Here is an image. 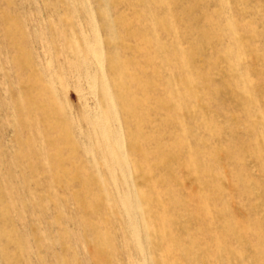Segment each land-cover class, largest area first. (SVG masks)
Masks as SVG:
<instances>
[{
    "label": "rangeland",
    "instance_id": "374dc122",
    "mask_svg": "<svg viewBox=\"0 0 264 264\" xmlns=\"http://www.w3.org/2000/svg\"><path fill=\"white\" fill-rule=\"evenodd\" d=\"M0 264H264V0H0Z\"/></svg>",
    "mask_w": 264,
    "mask_h": 264
},
{
    "label": "bare ground",
    "instance_id": "6f19581e",
    "mask_svg": "<svg viewBox=\"0 0 264 264\" xmlns=\"http://www.w3.org/2000/svg\"><path fill=\"white\" fill-rule=\"evenodd\" d=\"M158 27H159V29H162V30H166L167 29V27H166V25H164V23L162 24V23H158V25H157ZM195 54V53H194ZM192 57V56H191ZM127 77H128V80L129 79H132V77H133V74H127ZM120 87H121V84H118V85H116L115 86V88H116V92H117V97H118V101H119V103H121V104H123L124 105V107H125V113L126 112H130V113H132V107L134 106L133 104H132V102L129 100V96H131L130 95V93L129 94H126V95H121V92H120V94H118L119 93V89H120ZM60 167V166H59ZM81 196H82V199H78L77 198V200L81 203V204H83V206L84 207H86V204H87V199H89L88 197H89V191L86 189V187L85 188H83L82 189V194H81ZM200 199H202V198H200ZM87 200V201H86ZM197 201H198V199H197ZM201 202V201H200ZM206 204V203H205ZM199 205H200V203H199ZM203 210H205V209H203L202 208V211ZM204 212V211H203ZM206 212V211H205ZM204 212V213H205ZM206 214H207V212H206ZM168 216V215H167ZM166 216V217H167ZM166 222V221H165ZM175 220H173V219H171V218H169L168 219V225H169V230L167 231V234H168V240L169 241H171V243L174 241L173 239V236H172V233H171V230L173 229V225L175 224ZM167 223V222H166ZM165 223V224H166ZM163 226V225H162ZM167 229V228H166ZM176 243V242H175ZM99 244V243H98ZM174 246H176V245H174ZM95 247V246H94ZM102 247V244L100 245H97V249L98 250H100V248ZM177 248V247H176ZM171 249H172V246H171ZM189 257V256H188Z\"/></svg>",
    "mask_w": 264,
    "mask_h": 264
}]
</instances>
